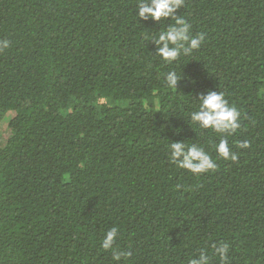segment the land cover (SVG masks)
<instances>
[{
    "label": "trees",
    "instance_id": "trees-1",
    "mask_svg": "<svg viewBox=\"0 0 264 264\" xmlns=\"http://www.w3.org/2000/svg\"><path fill=\"white\" fill-rule=\"evenodd\" d=\"M137 4L0 0V264H188L219 242L229 264H264V0H184L175 14L205 40L173 65L150 39L175 21ZM208 90L240 112L236 161L190 120ZM178 140L217 167L178 168ZM113 226L132 253L118 262L101 248Z\"/></svg>",
    "mask_w": 264,
    "mask_h": 264
},
{
    "label": "clouds",
    "instance_id": "clouds-1",
    "mask_svg": "<svg viewBox=\"0 0 264 264\" xmlns=\"http://www.w3.org/2000/svg\"><path fill=\"white\" fill-rule=\"evenodd\" d=\"M184 0H138L136 15L144 20L152 19L161 21L171 18L175 21L166 29L161 30L157 36L150 40L156 45V56L167 65H173L184 56H189L198 49L205 40L203 32L193 35L191 33V23L184 17L176 15V10L180 9ZM149 40V37H145ZM11 46L9 40L0 41V50ZM163 79L168 89H177L178 82L182 79L181 73L175 69L163 74ZM198 107L190 113V120L202 129H211L221 135L219 143L215 146L219 157L226 160L236 161L237 154L232 152L228 144V136H231L240 129V112L234 105H230L224 98L222 92L208 90L201 93L198 98ZM248 141L242 142L239 147L247 148ZM170 151V161L178 168L190 171L199 175L214 170L217 167L212 156L203 147L192 144L187 145L183 140L173 141L168 145ZM179 187V185L177 186ZM119 237V230L113 226L106 231L102 238V250L112 252L113 261H120L132 255L131 251L119 250L116 241ZM230 246L227 242L214 243L212 251L200 250L198 257L191 258L188 264H212V257L219 259L220 264H229Z\"/></svg>",
    "mask_w": 264,
    "mask_h": 264
},
{
    "label": "rangeland",
    "instance_id": "rangeland-1",
    "mask_svg": "<svg viewBox=\"0 0 264 264\" xmlns=\"http://www.w3.org/2000/svg\"><path fill=\"white\" fill-rule=\"evenodd\" d=\"M8 131H7V122L3 118V115L0 114V140L4 141L7 139L8 136Z\"/></svg>",
    "mask_w": 264,
    "mask_h": 264
}]
</instances>
